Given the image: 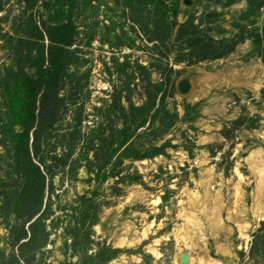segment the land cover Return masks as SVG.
I'll return each mask as SVG.
<instances>
[{"label": "rangeland", "instance_id": "374dc122", "mask_svg": "<svg viewBox=\"0 0 264 264\" xmlns=\"http://www.w3.org/2000/svg\"><path fill=\"white\" fill-rule=\"evenodd\" d=\"M257 163L264 0H0V264H264Z\"/></svg>", "mask_w": 264, "mask_h": 264}, {"label": "bare ground", "instance_id": "6f19581e", "mask_svg": "<svg viewBox=\"0 0 264 264\" xmlns=\"http://www.w3.org/2000/svg\"><path fill=\"white\" fill-rule=\"evenodd\" d=\"M257 152V151H256ZM252 158V157H251ZM255 163V162H254ZM258 170V173H259V177H260V179H261V181H262V179L264 178V167H263V163L261 164V163H257L256 164V166H255V170ZM210 173V172H209ZM209 179L207 180V185H209L210 184V182H211V175L209 174ZM262 186V185H261ZM262 193H264V185H263V188H262V191H261V194ZM260 194V195H261ZM206 197H205V200H208L209 199V195H208V193H206V195H205ZM258 196V195H257ZM260 199V198H259ZM204 200V201H205ZM203 201V203L201 204L202 206H200L201 207V209L204 211V212H206V206H205V204H206V202H204ZM216 201V200H215ZM215 205V204H214ZM216 206V205H215ZM219 206V205H218ZM259 210H261L262 211V204H259ZM264 212V211H263ZM219 215V213H213V217H210L211 219H213V218H216L217 216ZM260 216V215H259ZM263 214L261 215V217L263 218ZM186 217H188V216H186ZM190 219V218H189ZM215 222H217V220H213V223L215 224ZM202 224V223H201ZM217 226V228H218V225H216ZM216 230V229H215ZM196 233V232H195ZM216 234V233H215ZM245 236H247V234H244ZM183 237H185V236H183ZM186 238V237H185ZM184 238V239H185ZM222 251V250H221ZM156 252H157V250H156ZM225 253V252H224ZM156 254V253H155ZM157 254H158V252H157ZM157 256V255H156ZM230 256H232V255H230Z\"/></svg>", "mask_w": 264, "mask_h": 264}]
</instances>
